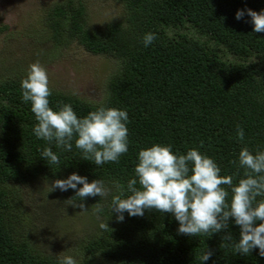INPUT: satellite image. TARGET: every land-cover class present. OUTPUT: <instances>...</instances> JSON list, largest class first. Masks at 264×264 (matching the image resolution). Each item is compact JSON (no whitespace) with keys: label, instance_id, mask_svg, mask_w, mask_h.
<instances>
[{"label":"trees","instance_id":"obj_1","mask_svg":"<svg viewBox=\"0 0 264 264\" xmlns=\"http://www.w3.org/2000/svg\"><path fill=\"white\" fill-rule=\"evenodd\" d=\"M114 1L121 13L98 29L89 27L83 0L51 4L40 24L57 49L76 43L91 55L114 61L100 103L54 91L49 100L53 110L60 103L71 104L78 118L101 104L127 110L128 152L118 163L97 166L84 160L74 141L72 151H63L55 142L38 139L31 102L22 99V80L0 76V264H59L58 258L36 249L24 227L22 236L16 234V187L31 180H65L73 173L89 183L103 180L110 190L106 197L84 200L72 189L63 193L73 204L103 208L96 212L102 218L96 232L83 245L81 264H264L259 249L244 255L223 246L240 240L232 218L219 233L188 236L178 233L179 222L170 213L153 209L132 217L125 212L118 222L111 211L112 198L119 194L115 182L129 194L127 182L136 178L142 149L170 144L174 154H186L195 148L216 161L221 175L236 172L230 162L238 160L242 147L253 154L264 151V32H254L246 11H264V0ZM241 10L245 15L237 20ZM149 32L157 39L145 48L142 41ZM237 125L244 130L243 142L236 137ZM45 147L59 155V164L41 157ZM239 178L242 170L234 183ZM101 223L108 228L101 229ZM227 235L232 240L226 241ZM208 250L213 255L201 262L200 255Z\"/></svg>","mask_w":264,"mask_h":264},{"label":"clouds","instance_id":"obj_2","mask_svg":"<svg viewBox=\"0 0 264 264\" xmlns=\"http://www.w3.org/2000/svg\"><path fill=\"white\" fill-rule=\"evenodd\" d=\"M251 17L254 32H264V11L259 13L247 9ZM245 11L236 13V19L244 17ZM157 39L149 32L143 37V45L149 47ZM22 99L31 102V111L38 123L33 132L38 139L55 142L57 148L72 151L75 148L83 153L84 160H94L95 165L119 162L128 152L129 117L127 110L106 107L101 104L85 117L78 118L71 104L60 103L58 110L50 107L49 97L53 94L48 70L39 62L31 64L26 78L21 81ZM73 95L78 93L74 90ZM238 141L245 139L244 130L237 125ZM204 146L203 141L200 147ZM49 164H59V155L51 147L41 152ZM236 172L221 175L216 161L190 149L186 154H174L172 145L155 144L138 153L135 179L127 182V193L118 181L115 186L118 195L113 196L111 211L117 213L118 222H123L124 213L129 216H143L145 210H157L172 214L179 222L178 233L188 236L212 235L228 228L229 219L240 228L239 243L224 247H233L236 253L249 254L259 249L264 257V151L255 154L247 147L239 151L238 160L230 162ZM238 182L234 183L237 177ZM77 185L82 187L77 188ZM59 189L76 191V197L84 200L88 197H106L109 189L103 180L88 182L86 177L76 173L65 180H55L51 192ZM230 197V199H229ZM260 198V199H258ZM72 204V200L67 201ZM81 209L84 204H72ZM95 212L103 211L100 204L94 205ZM260 222L257 226V222ZM101 229L107 224L101 223ZM232 240L231 235L224 237ZM213 252L204 251L199 259L208 261ZM59 264H78L72 256H63Z\"/></svg>","mask_w":264,"mask_h":264},{"label":"rangeland","instance_id":"obj_3","mask_svg":"<svg viewBox=\"0 0 264 264\" xmlns=\"http://www.w3.org/2000/svg\"><path fill=\"white\" fill-rule=\"evenodd\" d=\"M60 0H0V76L26 78L29 66L39 61L49 74L54 92L73 95L95 105L104 98L106 82L115 69L113 60L87 53L76 43L57 49L40 24L44 11ZM92 29L113 21L121 13L114 0H83ZM54 182V181H53ZM52 181L31 180L17 186L16 234L24 230L36 249L54 258L72 256L81 264L84 243L94 235L99 222L95 209L69 204L64 191L51 192ZM77 205V204H76ZM14 206V207H15ZM24 227V230L21 228Z\"/></svg>","mask_w":264,"mask_h":264}]
</instances>
